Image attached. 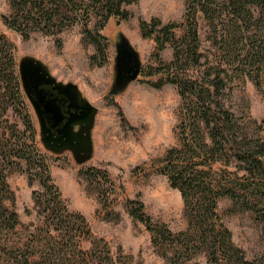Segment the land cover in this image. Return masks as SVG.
<instances>
[{"label":"trees","instance_id":"1","mask_svg":"<svg viewBox=\"0 0 264 264\" xmlns=\"http://www.w3.org/2000/svg\"><path fill=\"white\" fill-rule=\"evenodd\" d=\"M9 3L11 11L2 18L23 37L77 26L104 51V29L113 19H130L126 5L137 0ZM141 29L159 51L168 42L174 48V59L159 56V65L145 74L153 86L171 82L179 89L178 144L156 157L154 167L181 192L187 226L177 231L155 221L137 199H128L130 214L145 224L155 251L171 264H202V258L209 264H264V253L251 258L237 244L219 211L222 198H229L231 210L252 212L264 230V119L239 115L231 105L236 78L255 67L264 75V0H187L181 23L153 17L142 20ZM27 99L17 47L0 30V264H126L123 252L70 207L51 174ZM13 169L24 170L30 183L41 185L33 192L36 215L29 223L19 216L8 176ZM94 174L95 180L101 174L109 180L105 170Z\"/></svg>","mask_w":264,"mask_h":264},{"label":"rangeland","instance_id":"2","mask_svg":"<svg viewBox=\"0 0 264 264\" xmlns=\"http://www.w3.org/2000/svg\"><path fill=\"white\" fill-rule=\"evenodd\" d=\"M126 8L131 12L130 19L122 23L113 19L104 29L108 37L104 51L86 40L77 26L60 34L36 31L28 38L23 37L8 28L2 18L11 11L9 0H0V30L14 41L17 59L25 54L41 58L52 74L77 83L86 97L99 107L93 129L95 151L90 162L80 166L71 152L54 154L40 142L47 153L51 174L70 207L88 217L93 231L123 252L128 259L126 264H171L155 251L145 224L130 214L133 204L130 205L128 199L144 201L145 211L155 221L165 222L177 231L186 229L181 192L170 186L167 178L154 167L156 157H162L171 146L178 144L176 126L182 100L174 83L153 86L145 74L149 67L159 65V56L164 61L174 59V48L168 42L166 48L159 51L154 38L143 35L141 21L158 17L164 23H181L186 17L187 0H137ZM203 28L205 40L207 28ZM121 32L140 51L143 73L124 93L109 95L115 77V42ZM177 32L181 35L182 29ZM259 71L255 67L247 71L248 75L236 78L231 105L239 115L250 113L263 120L264 75ZM30 108L38 128L31 104ZM99 169L107 171L109 180L104 174L94 179V172ZM8 176L16 192L19 216L24 223H29L35 219L33 192L41 190L40 182L30 183L29 175L21 169L9 171ZM231 205V199L222 198L219 211L232 229L234 240L251 258L262 255V223L252 212L234 211ZM202 264H209L206 258H202Z\"/></svg>","mask_w":264,"mask_h":264},{"label":"water","instance_id":"3","mask_svg":"<svg viewBox=\"0 0 264 264\" xmlns=\"http://www.w3.org/2000/svg\"><path fill=\"white\" fill-rule=\"evenodd\" d=\"M115 44V77L109 95L124 93L139 78L143 67L140 51L125 33H119ZM18 61L22 88L38 120L40 142L54 154L71 152L80 166L90 162L99 107L77 83L52 74L41 58L25 54Z\"/></svg>","mask_w":264,"mask_h":264}]
</instances>
